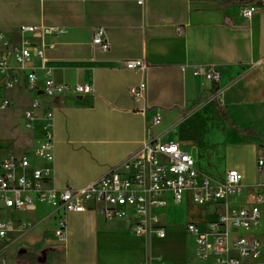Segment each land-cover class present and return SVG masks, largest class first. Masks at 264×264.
Masks as SVG:
<instances>
[{
	"label": "crops",
	"instance_id": "obj_1",
	"mask_svg": "<svg viewBox=\"0 0 264 264\" xmlns=\"http://www.w3.org/2000/svg\"><path fill=\"white\" fill-rule=\"evenodd\" d=\"M254 3L258 10L247 20L241 15L244 4L225 8L220 0H0V57L7 46L27 41L45 51L46 67L32 60L22 78L36 69L43 80L50 69L57 84L95 89L94 96L80 98L39 96L40 109L33 112L51 115L55 136L54 179L48 186L84 188L147 144L177 136L197 119L207 132L222 129L227 149L236 142L256 154L253 180L241 171V152L227 154L231 166L219 175L214 169L217 153L204 145L208 139L175 141L214 180L223 181L230 170L243 175V195L226 204H210L215 211L197 226L206 232L224 213L250 206L264 193V174L258 168L264 160V70L259 66L264 58V0ZM23 28L35 31L23 33ZM50 28L56 31L45 34ZM99 28L106 31L108 51L93 45ZM141 59L148 64L145 72L125 69V62ZM10 61L15 66L14 59ZM197 65L215 66L221 73L219 86L195 77ZM142 81L147 84V115L138 111L128 92ZM2 87L6 89L0 81ZM16 89L32 102L38 97L23 85ZM9 100L12 107L0 112L14 110L16 101ZM154 118L161 123L153 125ZM73 143L80 147L73 148ZM4 153L0 149V163L9 158ZM190 197L187 192L182 202ZM163 198L168 203L160 211L165 238L133 236L125 221H108L101 205L90 204L85 212L66 214L65 243L55 235L58 216L53 206L38 203L34 209L11 212L0 204V220L33 228L27 233L15 229L0 249L5 248L8 264H216L214 238H209L208 256L201 260L186 224L177 222L174 214L168 216V209L182 202L174 203L170 194ZM129 235L130 242L125 240ZM238 238L257 239L264 246V225L249 231L231 229L229 243Z\"/></svg>",
	"mask_w": 264,
	"mask_h": 264
},
{
	"label": "built area",
	"instance_id": "obj_2",
	"mask_svg": "<svg viewBox=\"0 0 264 264\" xmlns=\"http://www.w3.org/2000/svg\"><path fill=\"white\" fill-rule=\"evenodd\" d=\"M139 4H143V1ZM257 10L256 3L245 5L241 15L250 20ZM34 31L33 28L22 29L23 33ZM43 31L50 35L56 30L50 28ZM178 32L182 34L181 29ZM93 45L103 51L110 50L105 29L95 30ZM11 58L14 59L15 66H12ZM32 60H39L41 68H45L47 59L44 49L28 41L11 48L7 46L6 54L0 57V81L4 82L8 90L23 85L28 91L36 93L38 97L33 102L34 109L40 107L41 95L46 98L94 96L95 89L90 85L57 84L50 69L46 70L43 80L36 69L22 78V71L28 69L26 64ZM259 66L264 70V58ZM124 67L143 73L148 64L145 59H141L125 62ZM193 74L214 86H219L221 82L220 71L212 65L194 66ZM128 92L138 111L147 115L150 108L146 82L130 87ZM12 105L9 99L0 95V111L8 110ZM32 116V113L26 115L28 119ZM152 123L158 125L161 119L154 118ZM46 127V138L33 149L31 155L10 157L0 163V204L11 212L34 209L38 203L53 206L58 216L55 235L62 243L67 240L66 214L85 212L90 204L101 205L108 221H125L133 236L165 238V230L160 222V211L168 204L163 198L164 194H170L173 202L179 204L185 194L190 192L195 204L201 206L226 204L231 198L243 195V175L238 170H230L223 181H216L198 169L193 155L179 143H164L161 140L147 144L84 188H50L48 184L54 179L55 141L51 124ZM258 168L264 174V160L258 162ZM262 225L264 193L258 194L250 206L226 212L218 221L210 222L206 232L193 223L188 224L186 229L196 240L201 260L208 256L211 247L209 238L212 237V252L216 256V264H249V261L264 264V246L260 240L238 238L233 244L229 243L231 229L249 231ZM15 229L20 233H27L33 228L25 222H20L16 228L13 223L0 220V245L7 242L9 234ZM4 251L5 248L0 249V264H8ZM232 252H237L240 257H235Z\"/></svg>",
	"mask_w": 264,
	"mask_h": 264
},
{
	"label": "rangeland",
	"instance_id": "obj_3",
	"mask_svg": "<svg viewBox=\"0 0 264 264\" xmlns=\"http://www.w3.org/2000/svg\"><path fill=\"white\" fill-rule=\"evenodd\" d=\"M0 94L11 99L13 102L16 101L12 112H0V149L3 150V152H5L4 155H7L9 158L13 156H23L46 138L47 131L45 127L49 124L48 119H50L51 115L48 112L45 114L42 112H33L38 110L33 108L31 97L25 95V93L19 89L6 90L2 87L0 88ZM29 113L33 115L30 119L26 117ZM52 136L55 139L53 130ZM224 137L225 134L222 129L214 133L207 132L199 120L193 119L185 124L182 133H179L177 136L169 134L163 138V142H179L183 139H191L194 141H203L205 138L208 139L207 141L204 140L206 141L204 145H211L214 151H216L217 159L214 169L218 171L219 175L231 166V161L226 158L227 154L241 152L245 157L242 162L244 167L241 171L246 173V176H250L253 180L255 172L253 162L256 159V154L253 153L252 155L253 151L250 150V147H241L236 142L234 143V148L227 149V146L224 144ZM61 147L62 145H60V148ZM72 147L79 148L80 145L73 143ZM28 155H31V153L28 152ZM251 155L252 161L250 162ZM201 168L205 169L203 165H201ZM203 207L204 206L195 204L192 197H190L182 202L180 206L169 208L168 216L170 217L174 214V219L179 223L186 224V226L189 223L198 225L200 223H205L209 218L208 213L211 214L215 211L212 205L205 206L206 209H203ZM125 240L130 242L132 238L130 235L129 237L125 236Z\"/></svg>",
	"mask_w": 264,
	"mask_h": 264
},
{
	"label": "trees",
	"instance_id": "obj_4",
	"mask_svg": "<svg viewBox=\"0 0 264 264\" xmlns=\"http://www.w3.org/2000/svg\"><path fill=\"white\" fill-rule=\"evenodd\" d=\"M194 1H196V0H194ZM220 1L222 2L223 7H225V8H231V7H234L235 5H239V4L249 5V4L253 3V2H255L256 0H253V1H249V0H247V1H240V0H220ZM222 115H223L224 120L226 122H229V119H228L227 115L224 112H222Z\"/></svg>",
	"mask_w": 264,
	"mask_h": 264
},
{
	"label": "water",
	"instance_id": "obj_5",
	"mask_svg": "<svg viewBox=\"0 0 264 264\" xmlns=\"http://www.w3.org/2000/svg\"><path fill=\"white\" fill-rule=\"evenodd\" d=\"M259 5V4H258Z\"/></svg>",
	"mask_w": 264,
	"mask_h": 264
}]
</instances>
